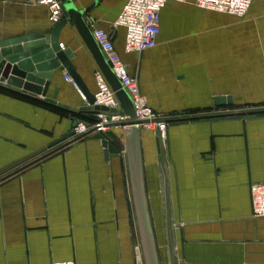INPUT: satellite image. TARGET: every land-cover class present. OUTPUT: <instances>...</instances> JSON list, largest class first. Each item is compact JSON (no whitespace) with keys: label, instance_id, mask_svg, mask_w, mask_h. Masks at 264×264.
Here are the masks:
<instances>
[{"label":"crops","instance_id":"0c3cea01","mask_svg":"<svg viewBox=\"0 0 264 264\" xmlns=\"http://www.w3.org/2000/svg\"><path fill=\"white\" fill-rule=\"evenodd\" d=\"M41 1L0 0V41L48 34L54 24ZM94 1L85 22L110 34L156 114L234 110L229 108L238 91L229 90V34L242 30L239 18L199 9L191 0L168 1L159 13L156 46L128 54L125 31L114 26L126 0H72L78 10ZM263 11L264 0H253L248 19ZM58 42L72 51V65L94 94L99 69L70 22ZM65 75L54 72L46 98L78 113L86 102ZM221 96L231 104L217 107ZM72 118L83 120L0 91V170L70 132ZM107 131L120 138L106 137L108 155L101 140L88 134L0 182V264H137V250L144 264L124 128ZM165 133L159 148L156 132L140 129L139 136L159 264H264V218L252 216L249 192L252 183H264V114L167 124Z\"/></svg>","mask_w":264,"mask_h":264},{"label":"water","instance_id":"95a60500","mask_svg":"<svg viewBox=\"0 0 264 264\" xmlns=\"http://www.w3.org/2000/svg\"><path fill=\"white\" fill-rule=\"evenodd\" d=\"M59 1L66 13V18L54 24L50 28L48 34H31L20 38H11L0 41V88L13 91L21 96L28 97L36 101L69 109L67 106L56 103L53 99L46 98L49 83L54 72L58 69L66 71L76 84L79 92L82 94L84 101L86 102L85 106L79 108L78 113L74 110H69L72 114L79 115L83 118V120H77L75 118L71 119L73 121L72 130L78 124H83L86 127L90 126V123L88 122L89 120L99 122L98 115L101 112H107V109L100 106H93V94H90L87 91L84 83L71 63V59L74 57V54L70 49H61L58 42V34L60 30L68 22L73 25L74 29L77 31L88 49L95 65L105 77L110 88L114 91L120 107L118 115L125 118L124 121L110 124L109 127L124 128V141L130 169L133 202L143 263L159 264L144 190L140 156V129L137 127L138 124L145 122L135 120L134 107L129 95L122 88L119 80L112 72L109 63L106 60V56L94 41L92 31L84 20L85 13L95 6L96 1H94L93 4L85 10H78L72 0ZM38 97H42V99ZM215 104L217 107L230 105L231 98L223 96L217 97L215 98ZM94 113H97L96 116L93 115ZM256 114H264V107L173 117L167 116L154 121L174 125L189 120L229 118L238 116L250 117ZM72 130L53 142V144L47 148L36 151L27 157L2 168L0 170V182L23 170L34 162L83 137L78 136L73 138L74 132ZM156 136H159L158 131H156ZM92 137L101 140V144L106 155H108V142L106 137H110L114 140H120V138L114 135L112 131H107L104 134H94ZM158 142L159 141H157V146L159 148ZM48 149L51 150L47 152ZM159 179L161 191L164 192V180L161 171L159 172ZM162 201L164 202V193H162Z\"/></svg>","mask_w":264,"mask_h":264},{"label":"built area","instance_id":"2783aa9c","mask_svg":"<svg viewBox=\"0 0 264 264\" xmlns=\"http://www.w3.org/2000/svg\"><path fill=\"white\" fill-rule=\"evenodd\" d=\"M168 1L185 3L188 0H126L121 12L117 16L114 26L121 27L125 31L124 51L128 54H141L152 49L157 44L159 34V13ZM195 7L221 14H228L236 18L246 15L253 0H191ZM40 4L48 9V19L51 23H58L64 9L59 0H42ZM94 41L106 56L112 72L119 80L122 88L129 95L133 107L135 120L145 122L138 124L139 129L158 131V141L162 145L166 137V123L155 122L154 120L162 116L156 114L146 103L138 86L135 75L128 73L126 66L116 53L110 34L93 27L90 24ZM66 82L70 83L78 92V88L70 76L65 75ZM96 90L93 94V106H100L107 109L98 115L99 122H94L86 127L78 124L72 131L73 138L88 134H104L110 129L109 125L124 121L120 117L118 100L114 91L108 85L103 74L96 70L94 72ZM252 216L254 218H264V183H252L249 187ZM140 252L137 250L138 262L141 264ZM53 264H76L73 261H57Z\"/></svg>","mask_w":264,"mask_h":264},{"label":"rangeland","instance_id":"374dc122","mask_svg":"<svg viewBox=\"0 0 264 264\" xmlns=\"http://www.w3.org/2000/svg\"><path fill=\"white\" fill-rule=\"evenodd\" d=\"M248 11L244 17L238 19L242 30L239 28L234 33L231 30L229 34V90L238 91L236 102L229 108L234 110L264 107V11L252 19H248ZM242 50L243 55L239 57L243 58V62H239L236 54Z\"/></svg>","mask_w":264,"mask_h":264},{"label":"trees","instance_id":"16d2710c","mask_svg":"<svg viewBox=\"0 0 264 264\" xmlns=\"http://www.w3.org/2000/svg\"><path fill=\"white\" fill-rule=\"evenodd\" d=\"M0 91H3L7 94H10V95H13V96H20L22 98H27V99H30L32 100L33 102H36L40 105H43L44 107L48 108L49 110H52L54 112H57L61 115H70V116H74V117H78L79 115H76V114H72L69 109H65V108H61V107H58V106H54V105H51V104H48V103H45V102H40V101H36L34 99H31V98H28V97H24V96H21L13 91H8V90H5V89H2L0 88Z\"/></svg>","mask_w":264,"mask_h":264}]
</instances>
